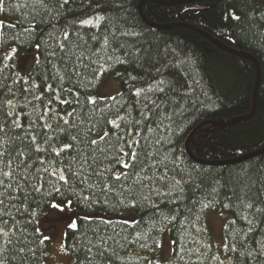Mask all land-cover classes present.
Masks as SVG:
<instances>
[{"label":"trees","instance_id":"1","mask_svg":"<svg viewBox=\"0 0 264 264\" xmlns=\"http://www.w3.org/2000/svg\"><path fill=\"white\" fill-rule=\"evenodd\" d=\"M97 14L104 17L98 25L95 20ZM89 18L93 19V25L79 23ZM0 19L4 22V27L0 28V58L12 45L26 54L37 51L40 63H36L32 74V81L36 84L43 81L54 88L59 86L51 77L55 75L53 66H60L57 58L63 53L57 50V58L49 57L48 53L62 41L65 31L70 33L72 51L82 58V65L86 67L78 69L82 73L79 85L75 84L74 78L72 85L65 82L64 87H72L74 92H78L81 103H84L85 95H96L107 73H115L121 92L115 101L111 98L96 99L98 122L93 129V138L108 131L127 140L129 133L139 131L141 135L135 138L141 140L142 147H146L144 128L147 125L155 130L156 124L141 117L142 112L146 113L145 98L143 94L135 96L134 92L150 85L155 88L164 81L160 85L164 88L163 93L156 91L147 95L159 105L161 114L170 117L171 121L165 119L159 131L146 133L150 138L147 144L151 145L146 150L150 155L159 153L167 168L161 166L157 174L166 173L172 183L180 181L182 191L173 188L170 197H157L153 192L150 199H143L149 196L148 190L137 188L135 208L112 207L103 203L88 207L78 202L77 196L89 195V192H82V186L71 180L72 188L65 192V197L72 199L73 206L70 210L65 209L72 215L70 221L76 219L78 227L77 230L67 228L65 246L75 264L83 260V246L87 240H95L97 233L112 235L113 229L120 233L116 237L118 240L125 235L131 240L135 231L147 233V243L152 249L127 244L118 249L121 259H115L113 264H147V260L156 264L154 257L161 248H155L152 238L161 244L166 231L171 241L177 239L183 245V259L172 253L167 264H217L210 257L216 255L220 258L222 253L231 264H256L239 253L217 249L206 228V218L210 211L227 216L224 237L228 235L231 241L241 228L246 229L245 222L240 219L241 200L259 196V200L264 201V154L241 160L264 149V1L69 0L57 15L51 3L49 10L44 12L34 9L32 0H3ZM33 25V31H23L32 29ZM205 35L212 37L220 46ZM93 36L97 39H92ZM105 37L108 39L106 46ZM36 44H40L39 50ZM109 56L111 60H108ZM8 63L15 64V61ZM101 65L107 70L103 71ZM92 69H96V74ZM101 71L103 74H99ZM12 72L17 73L16 66ZM7 82L11 83V80ZM14 88L21 89L15 96L16 112L27 129L29 121L36 120L44 105L36 102L37 107L33 111L32 105L25 106L22 82ZM38 91H43V87ZM54 107L71 110L67 105ZM253 111L252 119L228 125L236 119L250 116ZM118 116L121 119H117ZM105 120H116L120 128H112ZM136 121H140L138 128ZM169 124L170 128H165ZM48 134L55 135L50 131ZM23 135L21 129H13L9 133L11 140L7 141V147L12 149L19 145L17 137ZM157 135L162 143H154ZM112 139L115 140L114 135ZM69 142L70 136L61 133L54 146L61 147ZM125 150L128 151L126 146ZM75 151L70 149L63 155L68 158L75 155ZM140 159L143 160L142 155ZM15 163L13 160V166ZM55 183L53 179L45 184V188L51 189ZM72 191L76 195H71ZM160 191L167 192L168 188L160 187ZM63 199L55 192L44 198L35 194V200L40 202L37 211L50 210L52 203L60 204ZM169 199L175 202L165 206L164 201ZM154 204L163 211L154 208ZM257 206L264 207V204L258 203ZM172 214L177 215L174 224L162 225V216ZM107 220L112 223L106 224ZM133 220L140 222L135 230L122 227L124 221ZM233 220L235 225L231 224ZM257 226L264 229V224L259 221ZM33 228H38L37 222L28 231ZM229 229L233 231L229 232ZM203 244H211L212 248L205 251ZM36 247L38 259L29 261V264H45L49 242ZM201 252L204 253L202 256ZM93 264H100L99 259Z\"/></svg>","mask_w":264,"mask_h":264},{"label":"snow or ice","instance_id":"2","mask_svg":"<svg viewBox=\"0 0 264 264\" xmlns=\"http://www.w3.org/2000/svg\"><path fill=\"white\" fill-rule=\"evenodd\" d=\"M50 3L59 15L60 10L69 3V0H32L34 9L44 12L49 10ZM2 10L3 0H0V11ZM95 20L98 25L100 21L104 20V17L97 14ZM79 23L93 25V19H82ZM2 27H4V22L0 19V28ZM10 27L15 28L16 25ZM34 29L35 25L32 26V29L25 28L23 31L30 32ZM92 39H97V37L93 36ZM107 43L108 39L105 37L104 45L106 46ZM35 47L39 50L40 44H36ZM57 50L63 53L58 58ZM16 52L17 48L12 47L0 58V117H2L0 119V264H16L17 261L19 264H29V261L38 259L36 246L44 245L45 241L49 239L40 233L39 228H33L31 232L28 231L29 227L37 222V209L40 202L35 200V194H40L41 198L51 196L53 192L60 194L64 198L62 202L60 204L52 203L51 206L63 211L65 208L70 210L73 206L72 199L65 197V192L72 188L71 180H76L82 186V192H89V195L77 196L78 202L88 207L103 203L112 207L122 205L125 208H135L138 201L134 193L137 188L148 190L149 196L142 197L143 199H150L153 192L157 197H170L173 188L182 191V188H179L180 181L172 183L166 173L157 174L161 166L167 168L164 160L159 158V153L150 155L146 150V147L151 146L147 144L150 138L146 133L159 131L160 125L165 119L171 121L170 117L161 114L159 105L150 100L147 95V93L156 91L163 93L164 88L160 85L164 81H160L155 88L150 85L147 89H137L134 92L135 96L140 97L143 94L145 98L146 113L142 112L141 117L156 124L155 130L147 125L144 128L143 139L146 147H142L141 140L135 138L141 135L139 131L129 133L127 140L118 133L110 134L108 131L103 132L98 138H93V129L97 127L98 122V118L95 116V106L98 101L91 95H85L84 103H81L78 92H74L72 87H64L65 82L72 85L74 78L75 84L79 85L82 73L78 69L86 67L82 65V58L76 56L72 51L70 33L65 31L62 41L48 53L49 57L57 58L60 65L59 67L53 66L55 75L51 77L58 82L57 88L43 81L42 84H36L33 80L30 84L31 77L13 73L12 69L15 64L8 62L13 60ZM111 59L112 57L109 56L108 60ZM120 62L123 63V61ZM36 63H40L38 56ZM101 68L103 69L102 65ZM106 70L103 69V71ZM103 71L99 74H103ZM5 72L8 74L5 75ZM92 72L96 74V69H92ZM9 79L11 83L7 82ZM21 82L22 92L25 94V106L32 105L33 111H35L36 102L44 105L36 120L29 121L27 129L21 124L19 114L16 112L15 96L16 92L21 89L14 88V86ZM89 83L91 82L89 81ZM41 87H43V91H38ZM48 93H51V96ZM111 99L115 101L116 97H111ZM149 103L151 107H149ZM55 105H67L71 110L69 111L67 108L57 110ZM117 119L121 118L118 116ZM105 123L114 129L120 128L116 120H105ZM135 124L138 128L140 121H136ZM165 128H170V124ZM13 129H21L24 135L17 137L20 140L19 145L9 149L7 141L11 140L9 133ZM49 131L55 135H49ZM61 133L70 136V142L56 147L54 141L60 138ZM113 135L115 140L112 139ZM38 137H40L39 141ZM154 143H162L158 135ZM42 145H47V147ZM125 146L128 151L125 150ZM70 149H76L75 155L65 158L63 154L69 152ZM141 155L143 160L140 159ZM13 160L16 161L15 166H13ZM173 163L175 162L173 161ZM57 164L61 166L56 167ZM149 173L152 174L149 175ZM46 177L47 179H45ZM53 179L56 183L52 184L51 189L45 188V184L51 183ZM56 184L61 186L57 187ZM160 187L168 188V191L161 192ZM71 195H76L75 191H72ZM113 201L115 202L113 203ZM170 202L174 203L175 200H165V206ZM33 203H35V207H33ZM258 203L264 204V201L259 200V196L255 199L241 200L240 219L245 222L246 229L241 228L231 241L226 235L222 243L225 252L239 253L249 260H254L256 264H264V229L257 226V221L264 224V207H258ZM153 207L160 212L163 211L159 205L154 204ZM176 220V214L163 215L161 224H174ZM105 223L111 224L112 221L107 220ZM139 223L134 220L124 221L122 227L128 226L135 230ZM231 224L235 225L236 221H231ZM68 227L77 230L78 226L75 221H70ZM196 231L199 232L200 229H196ZM231 231L233 229H229V232ZM147 235L143 231H135L131 240L128 235L122 236L118 240L116 237L120 236V233L115 232V229H113L112 235L97 233L95 240H87L83 246L84 257L83 260H80V264H85V262L93 264V261L97 259L100 264H113L115 259H121L118 249H123L127 244H139L141 248L152 250L147 243ZM194 242L202 244L199 241ZM152 243L155 248H162L155 238H152ZM171 245L170 250L173 255L183 259V245L180 241L173 239ZM202 246L205 251L212 248L211 244ZM61 250H64L63 246H61ZM203 254V252L200 253L201 256ZM210 259L216 260L217 264H223L219 256L212 255ZM145 260H147L146 257ZM147 264H153V261L147 260ZM156 264L159 262L157 261Z\"/></svg>","mask_w":264,"mask_h":264},{"label":"rangeland","instance_id":"3","mask_svg":"<svg viewBox=\"0 0 264 264\" xmlns=\"http://www.w3.org/2000/svg\"><path fill=\"white\" fill-rule=\"evenodd\" d=\"M264 1V0H262ZM14 45L9 46L5 51H10ZM17 52L14 56L15 66L17 73L20 76L31 77L29 82L32 83V74L34 67L36 65V58L38 56L37 51L31 54H26L18 47ZM120 87L118 82L115 80V73H107L104 83L93 97L95 99H109L111 97H116L120 94ZM72 215L67 209L63 211L57 208H51L50 210H40L37 211V225L40 229V233L44 236L49 237L47 240L49 242V247L44 257L45 264H75L74 259L68 253L65 246V234L71 220ZM76 222V219L74 220ZM228 217L225 215L216 214L210 211L206 218V228L209 230L212 243L217 249H223L224 240V229L227 225ZM162 248L160 252L154 257L155 262L159 264H167L170 262L172 257L171 252V239L169 232L166 231L162 235ZM61 246L64 250H61ZM224 264H231V261L223 253L220 256Z\"/></svg>","mask_w":264,"mask_h":264},{"label":"water","instance_id":"4","mask_svg":"<svg viewBox=\"0 0 264 264\" xmlns=\"http://www.w3.org/2000/svg\"><path fill=\"white\" fill-rule=\"evenodd\" d=\"M210 41H212L214 44H216L217 46H220V44L218 42H216L212 37L208 36V35H205ZM258 73H259V69H258ZM258 85H259V77H258V83H257V86H256V91H255V99L254 101L256 102V95H257V89H258ZM255 107H256V103H255ZM255 107H254V110H255ZM253 115H254V111L253 113L250 115V116H247V117H242V118H239V119H236L234 120L233 122H230L228 125L231 126V125H235V124H238L240 122H243V121H248L250 119L253 118ZM260 154H264V149L260 152H257L256 154H252L250 156H247L245 158H242L241 160H244V159H247V158H250V157H254V156H257V155H260Z\"/></svg>","mask_w":264,"mask_h":264}]
</instances>
